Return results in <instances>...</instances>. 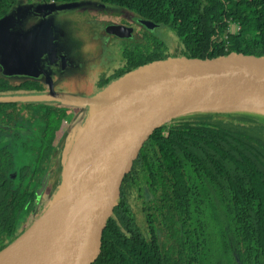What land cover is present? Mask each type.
<instances>
[{"label": "trees", "instance_id": "trees-1", "mask_svg": "<svg viewBox=\"0 0 264 264\" xmlns=\"http://www.w3.org/2000/svg\"><path fill=\"white\" fill-rule=\"evenodd\" d=\"M92 1L153 20L179 40L171 50L153 31L139 30L140 40L124 47V65L113 79L169 56L211 58L232 46L264 52V0ZM17 3L0 0V20ZM232 23L238 26L235 34L227 32ZM17 88L43 87L33 81ZM35 103L40 107L30 101L2 103L17 104V119L25 111L23 117L36 124L12 145L0 143V252L45 207L57 174L55 136L72 112L50 101ZM105 236L93 264H264V115L199 110L159 128Z\"/></svg>", "mask_w": 264, "mask_h": 264}, {"label": "water", "instance_id": "water-1", "mask_svg": "<svg viewBox=\"0 0 264 264\" xmlns=\"http://www.w3.org/2000/svg\"><path fill=\"white\" fill-rule=\"evenodd\" d=\"M140 23L151 30L160 26L145 18ZM106 30L128 37L134 27L112 23ZM67 60L66 55L61 59L63 69ZM73 97L95 109L94 117L74 158L51 233L39 237L13 264H93L125 186L157 130L194 111H235L244 101L264 104V52L232 46L211 58L169 56L143 64L93 96L51 89L43 95L4 99ZM208 105L213 108H203Z\"/></svg>", "mask_w": 264, "mask_h": 264}, {"label": "rangeland", "instance_id": "rangeland-1", "mask_svg": "<svg viewBox=\"0 0 264 264\" xmlns=\"http://www.w3.org/2000/svg\"><path fill=\"white\" fill-rule=\"evenodd\" d=\"M10 15L11 18L3 19L0 24V33H8L0 36V73L18 85L33 81L51 85V78L57 74L62 76L63 82L56 83L55 91L78 97L96 95L109 86L114 81L115 71L124 65V47L140 40L136 32L148 29L130 10L92 0H82L74 5L57 1L18 0ZM107 22L129 23L136 30L128 37L111 35L106 30L108 24L104 27ZM237 28V24L232 23L227 32L235 34ZM148 30L162 37L171 50L179 44L177 35L166 26ZM34 33L41 34L36 37L41 40L40 43L30 40ZM32 43L38 46V50L30 51L27 46ZM65 55L72 64L57 71L53 67V58L61 60ZM62 101L72 112L63 118L61 126L66 127L65 131L59 132L55 139L58 157L53 188L45 207L36 213L29 228L16 242L37 228L44 219L56 216L68 188L74 158L94 117L95 109L86 111L75 100ZM261 114L264 115V112ZM7 144L12 145L13 142ZM130 203L135 205V194L130 195Z\"/></svg>", "mask_w": 264, "mask_h": 264}, {"label": "flooded vegetation", "instance_id": "flooded-vegetation-1", "mask_svg": "<svg viewBox=\"0 0 264 264\" xmlns=\"http://www.w3.org/2000/svg\"><path fill=\"white\" fill-rule=\"evenodd\" d=\"M6 18V17H5ZM4 18V19H5ZM103 21L102 19H98ZM140 20V18H139ZM3 21L0 20V22ZM106 22V21H105ZM112 22H107L104 24V27ZM126 26L134 27V31L132 34L135 33L136 27L129 23H124ZM157 28V27H156ZM154 28V30L156 29ZM160 28V26L158 27ZM138 33V32H136ZM113 35V34H111ZM138 35V34H137ZM117 36V35H115ZM132 36V35H131ZM53 63V62H52ZM57 66V71H61L62 69V63L61 60L58 59V63L55 64ZM66 67V66H65ZM65 69V68H64ZM10 74V73H9ZM47 76H49L47 74ZM116 80V79H114ZM63 82V78L60 75L55 74L54 77L51 78V85H48L46 82H40V86H42V89L34 88V89H26V88H17V84H14L11 82L10 78H6L4 75L0 73V143H8V142H15L17 141L18 137L28 136L31 134V131L33 129V126H35L36 123L32 122L31 118L26 117L23 113L20 111V120L17 119V104H9L6 106V104L2 105L3 102H21V101H29V100H5L4 98H12V97H18V96H28V95H43L50 93L51 89L52 91H55V86L57 82ZM51 89H50V88ZM50 89V91H48ZM57 92V91H55ZM59 93V91L57 92ZM63 99L57 98L55 100H50L51 103L55 105H63ZM37 101H49V100H31L30 102L34 103V107H40V104H36ZM34 110V109H33ZM34 115H38L37 111L34 113ZM34 123V124H33ZM40 125H43V122H39ZM23 132H26V134H23ZM62 132V131H60ZM59 133V132H58ZM57 133V134H58ZM57 136V135H56ZM55 136V137H56Z\"/></svg>", "mask_w": 264, "mask_h": 264}, {"label": "bare ground", "instance_id": "bare-ground-1", "mask_svg": "<svg viewBox=\"0 0 264 264\" xmlns=\"http://www.w3.org/2000/svg\"><path fill=\"white\" fill-rule=\"evenodd\" d=\"M203 108L211 109L213 106L208 105ZM235 111L244 112H264V104L258 102L244 101L234 108ZM254 115V114H253ZM53 225V219H44L34 230L30 231L26 236H24L20 241L7 247L0 254V264H13L17 259L23 255L30 247L34 246L36 240L43 236L51 233V228Z\"/></svg>", "mask_w": 264, "mask_h": 264}, {"label": "crops", "instance_id": "crops-1", "mask_svg": "<svg viewBox=\"0 0 264 264\" xmlns=\"http://www.w3.org/2000/svg\"><path fill=\"white\" fill-rule=\"evenodd\" d=\"M49 3H52V2H49ZM7 19H9V18H11V15L9 14L7 17H6ZM6 19V20H7ZM2 22H4V21H1L0 22V24H2ZM8 33H0V36H3V35H7ZM39 36H41V34L40 33H34V34H31V38H30V40H32V41H34V40H37V42L38 43H40L41 42V40L39 39V38H36V37H39ZM28 48H30V51L31 52H34V51H36V50H38L37 49V45H35L34 43H32L31 44V46H27ZM25 48H26V46H25ZM67 61H66V67H65V69L67 68V67H69L72 63H71V60H70V58L67 56ZM58 63V59H55V58H53V67H56V69H57V66L55 65V64H57ZM63 100H75V102H79V106H81V108H83V109H85L86 111H88V110H93V108L87 103V102H84V101H81L80 99H78V98H75V97H73V98H64ZM82 103V104H81ZM72 106H75V104H72ZM94 113V112H93ZM66 128V127H65ZM65 128L63 129V132L65 131Z\"/></svg>", "mask_w": 264, "mask_h": 264}, {"label": "built area", "instance_id": "built-area-1", "mask_svg": "<svg viewBox=\"0 0 264 264\" xmlns=\"http://www.w3.org/2000/svg\"><path fill=\"white\" fill-rule=\"evenodd\" d=\"M237 30H238V28H237Z\"/></svg>", "mask_w": 264, "mask_h": 264}]
</instances>
